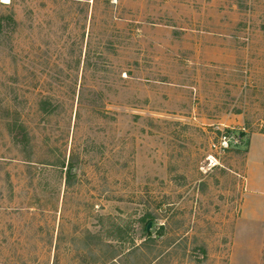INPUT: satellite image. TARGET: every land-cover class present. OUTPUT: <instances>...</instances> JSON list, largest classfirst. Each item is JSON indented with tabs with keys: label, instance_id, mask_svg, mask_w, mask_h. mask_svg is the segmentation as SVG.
I'll return each mask as SVG.
<instances>
[{
	"label": "rangeland",
	"instance_id": "1",
	"mask_svg": "<svg viewBox=\"0 0 264 264\" xmlns=\"http://www.w3.org/2000/svg\"><path fill=\"white\" fill-rule=\"evenodd\" d=\"M0 264H264V0H0Z\"/></svg>",
	"mask_w": 264,
	"mask_h": 264
},
{
	"label": "built area",
	"instance_id": "2",
	"mask_svg": "<svg viewBox=\"0 0 264 264\" xmlns=\"http://www.w3.org/2000/svg\"><path fill=\"white\" fill-rule=\"evenodd\" d=\"M237 135V136H236ZM240 135L239 134H232V135H223L219 142L216 144L214 143L213 146L214 148H220V149H225L227 148L230 144L234 145L235 143L240 141ZM212 159V158H211ZM209 158V161H212V165L215 166L213 160ZM216 160V159H214Z\"/></svg>",
	"mask_w": 264,
	"mask_h": 264
},
{
	"label": "trees",
	"instance_id": "3",
	"mask_svg": "<svg viewBox=\"0 0 264 264\" xmlns=\"http://www.w3.org/2000/svg\"><path fill=\"white\" fill-rule=\"evenodd\" d=\"M47 104H48V101L46 99L41 100V103H40V105H42L41 109H43L44 111H50V109L47 107ZM72 167L73 166L70 165V167H69V175H71V169H72ZM147 228H148V226L146 224L145 225V229H147Z\"/></svg>",
	"mask_w": 264,
	"mask_h": 264
},
{
	"label": "bare ground",
	"instance_id": "4",
	"mask_svg": "<svg viewBox=\"0 0 264 264\" xmlns=\"http://www.w3.org/2000/svg\"><path fill=\"white\" fill-rule=\"evenodd\" d=\"M4 2H7L8 0H3Z\"/></svg>",
	"mask_w": 264,
	"mask_h": 264
},
{
	"label": "water",
	"instance_id": "5",
	"mask_svg": "<svg viewBox=\"0 0 264 264\" xmlns=\"http://www.w3.org/2000/svg\"><path fill=\"white\" fill-rule=\"evenodd\" d=\"M150 226H148V229H149Z\"/></svg>",
	"mask_w": 264,
	"mask_h": 264
}]
</instances>
